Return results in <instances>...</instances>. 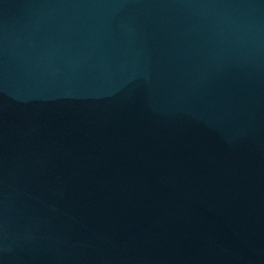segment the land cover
Segmentation results:
<instances>
[{
    "label": "water",
    "instance_id": "1",
    "mask_svg": "<svg viewBox=\"0 0 264 264\" xmlns=\"http://www.w3.org/2000/svg\"><path fill=\"white\" fill-rule=\"evenodd\" d=\"M0 264H264V0H0Z\"/></svg>",
    "mask_w": 264,
    "mask_h": 264
}]
</instances>
